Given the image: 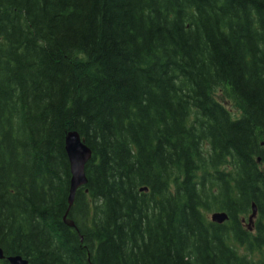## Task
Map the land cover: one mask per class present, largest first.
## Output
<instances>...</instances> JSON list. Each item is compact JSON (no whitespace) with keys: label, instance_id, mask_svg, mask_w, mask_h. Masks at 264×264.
Here are the masks:
<instances>
[{"label":"trees","instance_id":"trees-1","mask_svg":"<svg viewBox=\"0 0 264 264\" xmlns=\"http://www.w3.org/2000/svg\"><path fill=\"white\" fill-rule=\"evenodd\" d=\"M69 131L93 154L65 218ZM261 165L264 0H0L6 256L264 264Z\"/></svg>","mask_w":264,"mask_h":264},{"label":"water","instance_id":"water-1","mask_svg":"<svg viewBox=\"0 0 264 264\" xmlns=\"http://www.w3.org/2000/svg\"><path fill=\"white\" fill-rule=\"evenodd\" d=\"M65 150L68 156L71 180L69 188V209L74 204L75 195L79 188L84 187L88 183L86 176V165L92 157V150L86 144L85 140L80 136L77 131H69L65 137ZM140 190L148 191L147 187H143ZM257 215V206L254 203L252 205V213L249 216V222L252 223L253 219ZM228 220L226 212H214L211 215V221L214 223L222 224ZM73 226V224H71ZM7 259L10 264H28L29 261L20 255L6 256L5 251L0 247V261Z\"/></svg>","mask_w":264,"mask_h":264},{"label":"rangeland","instance_id":"rangeland-1","mask_svg":"<svg viewBox=\"0 0 264 264\" xmlns=\"http://www.w3.org/2000/svg\"><path fill=\"white\" fill-rule=\"evenodd\" d=\"M215 96H216V98L218 100H220L221 102H223V104L226 107H228L229 109H231L234 114H237L238 113V111H237L236 107H234L232 101L227 96H225V94L223 93L222 90H217L215 92ZM261 168L264 171V165H261ZM247 219H248V217H247Z\"/></svg>","mask_w":264,"mask_h":264}]
</instances>
